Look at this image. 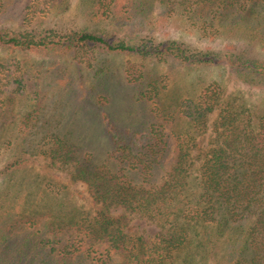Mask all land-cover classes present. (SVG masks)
<instances>
[{"label":"trees","instance_id":"16d2710c","mask_svg":"<svg viewBox=\"0 0 264 264\" xmlns=\"http://www.w3.org/2000/svg\"><path fill=\"white\" fill-rule=\"evenodd\" d=\"M29 1L28 22L36 11L48 12L60 0ZM85 2L91 16L110 19L121 27L154 2L170 6L204 33L237 13L244 20L257 17L264 27V0ZM55 34L0 30V46L25 50L101 48L157 60L169 56L192 65L225 63L242 79L254 76L264 80V61L245 57L242 52L193 51L171 39L131 43L111 33L85 29ZM157 82L156 77L141 74L137 82L141 91L153 92L142 97H156L158 89L165 87ZM222 92L215 82L194 98L177 102L173 113L172 107L163 106L167 116L180 115L186 121H139L126 129L105 121L112 167L95 165L90 155L54 137L42 152L69 165L72 177L87 184L95 214L82 220L44 223L52 233L38 237L36 264H199L201 260L206 264L208 258L210 264H264V114L222 103ZM217 106L213 137L201 151L195 133L206 130L208 115ZM133 216L153 222L157 230L152 235L130 232L128 222ZM36 219L32 215L26 221L34 224ZM21 256L20 252L16 259ZM115 256L119 262H113Z\"/></svg>","mask_w":264,"mask_h":264},{"label":"rangeland","instance_id":"374dc122","mask_svg":"<svg viewBox=\"0 0 264 264\" xmlns=\"http://www.w3.org/2000/svg\"><path fill=\"white\" fill-rule=\"evenodd\" d=\"M1 1L0 30L10 33L63 36L85 29L111 33L131 43L171 39L193 51L242 52L264 61V27L257 17L244 20L237 13L204 33L186 16L158 2L121 27L110 19L91 16L85 0H60L48 12L36 11L29 22L25 19L29 0ZM141 74L156 77L159 87L165 85L156 97H142L153 92L141 91L137 83ZM215 82L223 90L222 103L264 114V80L242 79L225 63L192 65L169 56L157 60L101 48L0 46V264H36L38 237L52 233L44 223L82 220L95 214L87 184L72 177L69 165L42 152L54 137L90 155L95 165L112 167L105 121L121 129L134 128L139 121H186L172 114L177 102L194 98ZM163 106L172 107L170 116L162 111ZM218 112L217 106L208 115L206 130L195 133L201 151L210 144ZM32 215L37 218L34 224L26 221ZM128 227L130 232L147 235L157 230L153 222L137 216ZM204 261L210 264V258Z\"/></svg>","mask_w":264,"mask_h":264}]
</instances>
